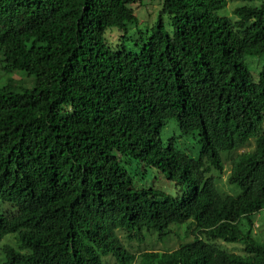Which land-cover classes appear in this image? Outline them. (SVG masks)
I'll return each mask as SVG.
<instances>
[{"label":"trees","instance_id":"1","mask_svg":"<svg viewBox=\"0 0 264 264\" xmlns=\"http://www.w3.org/2000/svg\"><path fill=\"white\" fill-rule=\"evenodd\" d=\"M140 1L0 0V264L130 262L128 244L164 242L180 217L234 251L139 264L264 256V62L255 76L246 60L264 57V0L236 19L221 13L229 0H162L173 34L159 17L133 38ZM225 160L236 193L220 186Z\"/></svg>","mask_w":264,"mask_h":264},{"label":"rangeland","instance_id":"2","mask_svg":"<svg viewBox=\"0 0 264 264\" xmlns=\"http://www.w3.org/2000/svg\"><path fill=\"white\" fill-rule=\"evenodd\" d=\"M243 0H229L228 6L226 9L221 12L226 16H229L232 19H236V16L234 15V9L238 6H241L245 4ZM135 9L136 16L138 18V25L137 24H130L129 31L127 35L132 36L133 38H137L140 34L139 31L142 33H151L153 30V27L155 23L158 21L159 17H162L166 30L170 33L173 34L174 28L171 24L170 17L167 13H162V8H163V1L162 0H141L139 3L136 5H133ZM123 33L116 27L110 28L107 33H106V40L110 45H117L121 43V40L119 39L120 36H122ZM123 39V38H122ZM133 42V43H132ZM127 47H134V41L131 40V42L127 41L126 43ZM259 58V59H257ZM247 62L250 64L251 70L255 76L258 75V72L261 70V65L264 62V57H253V56H248L246 58ZM12 78H14L16 81H18L20 84L28 85L30 86L32 84V78L25 75L24 73H21L19 71L13 72L10 74ZM7 80V75H5L1 69H0V83H3ZM169 126L163 130L162 132V139L166 140L169 135L172 134V128ZM254 147V142L251 141L248 146L245 148L239 150V152L243 151L244 149H252ZM230 174V162L229 160H225V171L223 174H221V181H220V186L222 189L226 192H231V193H236L237 190L235 187L231 186L228 183V177ZM155 178H159L158 172H156L153 175ZM163 186H166L164 183ZM0 207L4 208L7 207V204H2L0 202ZM261 222L258 221L256 225V230L258 232V236L261 237L260 232H259V227L258 224ZM176 245L175 240H172L168 242L165 245L158 244L156 248H172ZM142 248V247H141ZM228 248H232L229 247ZM141 250V249H140ZM139 250V251H140ZM111 262H113V259L109 258ZM113 264V263H111Z\"/></svg>","mask_w":264,"mask_h":264},{"label":"clouds","instance_id":"3","mask_svg":"<svg viewBox=\"0 0 264 264\" xmlns=\"http://www.w3.org/2000/svg\"><path fill=\"white\" fill-rule=\"evenodd\" d=\"M260 217H258L254 223L255 226V236L258 239L264 238V219L263 221L260 219ZM258 221H260L261 223L258 224L259 227V232H260V236H258V232L256 230V225L258 223ZM171 228V236L169 238H167L164 242L160 241V239L158 238L157 234L156 235H152L150 233H148L147 236V240L141 243H131L128 244L126 246V249L128 248L132 254V259L131 261L127 262L124 260L123 261H119L115 256H111L110 258L113 259V262H111L109 260V258H107V263L108 264H139V261L142 260L143 256L147 253V252H168V251H177L180 250L181 252H183L184 254L186 253H190L192 252V250H194L198 245L201 246H214V247H221L223 246L224 248H227L231 251H234V248L236 247L235 244H227V243H223L220 242L218 240L212 241L211 239H209L206 235H204V233H200L197 228L198 225H194L193 223H191L190 221L184 220L182 217L173 220V224L172 226H170ZM175 240L176 245L172 248H156V246L158 244L161 245H165L168 242ZM232 247V248H228ZM142 247V248H141ZM141 249V250H140ZM140 250V251H139ZM246 251V250H245ZM245 251L243 250L242 252L245 253ZM253 253H255V251H253ZM252 260V264H264V256L259 255V256H254L251 258Z\"/></svg>","mask_w":264,"mask_h":264}]
</instances>
